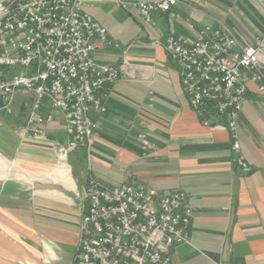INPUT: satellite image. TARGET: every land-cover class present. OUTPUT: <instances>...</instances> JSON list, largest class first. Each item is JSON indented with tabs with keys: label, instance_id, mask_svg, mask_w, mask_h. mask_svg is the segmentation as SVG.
I'll use <instances>...</instances> for the list:
<instances>
[{
	"label": "crops",
	"instance_id": "obj_1",
	"mask_svg": "<svg viewBox=\"0 0 264 264\" xmlns=\"http://www.w3.org/2000/svg\"><path fill=\"white\" fill-rule=\"evenodd\" d=\"M81 9L119 44L97 48L101 64L128 63L123 76L95 93L104 112L90 111L89 147L65 162L62 116L43 126L48 141L21 133L33 94L17 90L0 101V264H73L89 175L111 186L136 179L158 192L181 189L192 208L189 242L171 251L169 264H264V98L248 84L239 114L241 150L251 166L235 162L224 124L204 126L191 109L165 49L171 34L225 24L244 45L264 32V0H177L170 13L146 22L137 8L113 0H81Z\"/></svg>",
	"mask_w": 264,
	"mask_h": 264
},
{
	"label": "built area",
	"instance_id": "obj_2",
	"mask_svg": "<svg viewBox=\"0 0 264 264\" xmlns=\"http://www.w3.org/2000/svg\"><path fill=\"white\" fill-rule=\"evenodd\" d=\"M137 8L146 21L170 13L177 0H113ZM193 37L168 35L165 49L178 69L191 109L204 126L224 124L235 162L251 166L241 150L239 114L249 83L264 98V32L242 44L222 22L195 26ZM119 44L81 9V0H0V101L8 108L17 90L33 99L21 133L48 141L43 126L62 116L67 142L57 148L65 162L78 147H89L95 124L91 110L105 111L95 93L123 76L118 66L94 60L97 48ZM88 208L82 214L73 264H169L171 251L189 242L192 208L181 189L158 192L125 178L111 186L89 175Z\"/></svg>",
	"mask_w": 264,
	"mask_h": 264
}]
</instances>
